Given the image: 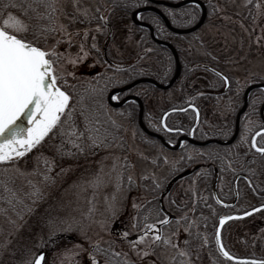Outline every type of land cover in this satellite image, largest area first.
Instances as JSON below:
<instances>
[{
    "label": "rangeland",
    "instance_id": "rangeland-1",
    "mask_svg": "<svg viewBox=\"0 0 264 264\" xmlns=\"http://www.w3.org/2000/svg\"><path fill=\"white\" fill-rule=\"evenodd\" d=\"M53 3V30L38 46L52 48L55 45L57 63L54 67L58 74L64 73L67 81L64 84L58 80V83L72 97L70 105H76L73 92L85 73L92 72L98 64L96 54L101 51L105 37L108 6L105 0H53ZM211 3L204 24L193 35L179 39L171 36L181 60L188 65L191 61L204 65L207 60H213L218 68L244 70L264 78V0H211ZM168 11L175 21L186 23L189 20H177L173 17L175 10L169 8ZM11 13L27 26L24 18ZM97 13L103 24L91 23ZM111 21L115 25L108 57L113 63L148 64L160 76L157 60L160 52L153 46H141L129 21H124L122 26L117 18ZM85 30L87 35H84ZM18 34L26 35L27 31ZM83 63H86L84 67ZM188 85L189 82L185 84ZM147 105L149 116L158 114L160 90L150 91ZM107 109L109 116L113 114L109 107ZM149 116L150 122L157 123ZM75 121L82 129L78 107ZM120 123L122 132L110 146L91 148L84 135L79 138L82 151L63 141L65 147L71 149L69 154L58 151L61 140L52 133L24 156L2 163L0 177L9 179L14 188V198L9 194L7 199L15 201L16 206L8 209L0 202V264H32L40 251H44L42 264H92V252L97 255L98 264H110L104 256L92 251L93 247L108 246L114 255L118 253L121 258L137 264H161L165 250V264H170L171 254L177 253L188 241L181 233L173 232V223L159 228L162 236L168 238L167 244L163 240L155 243L151 236L137 240L126 234L140 231L135 224L136 211L141 205H149L146 199L153 197L152 184L160 185L163 177L169 176L168 169L177 156L169 151L160 154L156 143L148 137L145 142L137 136L141 133L134 124L124 119ZM124 181L133 183V187L124 185ZM180 187H184L182 181L176 183L172 192L176 194ZM117 227H124L126 232L118 235Z\"/></svg>",
    "mask_w": 264,
    "mask_h": 264
},
{
    "label": "flooded vegetation",
    "instance_id": "flooded-vegetation-1",
    "mask_svg": "<svg viewBox=\"0 0 264 264\" xmlns=\"http://www.w3.org/2000/svg\"><path fill=\"white\" fill-rule=\"evenodd\" d=\"M105 1L108 11L104 22L105 37L101 51L96 54L98 64L92 72L85 73L86 76L77 86V95H90L95 89L94 95L103 101L106 109L109 107L113 111L110 116L108 114L110 124L122 127L120 121L124 119L140 128L139 118L144 125L148 122L149 88L139 83L147 82L122 87L135 79L149 76V65L136 61L116 65L108 57V46L115 25L111 20L117 18L121 26L124 21H129L131 28L136 31L134 36L139 44L147 47L146 37L139 30L144 27L133 21L132 13L151 3L142 0L132 8L130 0H122L118 6L109 0ZM201 1L205 6V16L198 28L204 24L209 9L205 1ZM188 4L193 3L175 7L160 4L157 7L171 25L187 28L197 22L201 13L197 4H194L197 8L189 7ZM169 8L175 10L173 17L177 20H189L186 23L175 21ZM149 12L160 19V39L170 42L179 55V49L171 40L172 34L179 39L189 33L194 34L198 28L183 34L174 33L157 13L150 10H141L136 18L140 22L149 23V18L155 19ZM97 14L91 23L103 24L99 13ZM111 14L113 16L109 18ZM164 47L160 45V83L169 80L174 73L173 66L167 79L162 81L169 67ZM92 51L94 52V47ZM170 56L173 61L172 53ZM180 62V71L172 84L158 88L160 113L157 132L160 137L153 142L160 147V154L169 151L173 156L176 154L177 158L168 169L169 176L160 181L157 195L146 199V202H150L149 205H141L136 211L135 224L140 227V231L126 236L137 239L142 235L145 225L153 222H157L158 229L173 223V232L181 233V237H187L188 241L177 253L171 254L170 264H255L257 261H264V208L260 207L264 205V157L249 148L251 135L264 125V78L252 76L244 70L218 68L213 60H207L208 63L204 65L191 61L187 70H182L184 62L181 59ZM85 64L83 63V67ZM137 70H140V74L134 76L133 74H138ZM225 76L228 77L227 81ZM188 82L189 85L185 86ZM113 95H117L119 99L113 100ZM170 109L182 110L169 111ZM166 112L168 115L165 117ZM162 120L167 128L162 125ZM246 128L250 130L246 131ZM137 136L145 142L148 140L146 134ZM261 139H264V134ZM163 158L165 157L160 158L162 163ZM181 181L184 187H180L176 194L173 193L176 183ZM123 183L129 188L133 187L131 182ZM164 215L169 216V221L158 223ZM221 216L228 217L219 228L221 243L236 259L225 257L216 243V229ZM115 231L121 235L125 229L117 227ZM231 238L235 241H231ZM92 251L106 259L113 256L110 254V246L93 247ZM163 252L161 264H165L167 258L164 256L166 251ZM92 254L91 259L95 258L97 261V255ZM123 260L125 264H137L129 259Z\"/></svg>",
    "mask_w": 264,
    "mask_h": 264
},
{
    "label": "snow or ice",
    "instance_id": "snow-or-ice-1",
    "mask_svg": "<svg viewBox=\"0 0 264 264\" xmlns=\"http://www.w3.org/2000/svg\"><path fill=\"white\" fill-rule=\"evenodd\" d=\"M192 2L195 4L196 0ZM44 6L49 11L52 10L49 4L45 3ZM29 7L33 5L29 4ZM46 27L47 31L53 30L50 26ZM26 31L25 22L11 12L0 23V162H11L13 158L24 156L52 133H55L61 140L58 151L69 154L71 149L66 148L63 141L67 140L69 144L82 151L79 138H82L85 133L93 144L101 143L102 138L96 127L100 124L98 117L102 115L96 107L98 102L93 99L91 105L86 104L85 95L82 93L78 97L77 105H70L72 97L58 83V80H62L64 84L67 81L64 80V73L58 74L54 67L57 63L55 59L57 52L53 50L55 45L52 48H44L38 46L35 37L29 38L18 34ZM34 31L36 36L47 34L39 29H34ZM87 34L85 30L84 35ZM224 79L227 81L228 77L225 76ZM95 91L93 89V94ZM112 99L117 100L119 97L113 95ZM77 106L84 121L83 129L76 125L75 109ZM100 107L102 108L103 105L101 104ZM169 111H175V109ZM167 115V112L164 113L165 117ZM161 123L165 128L168 127L163 120ZM57 129H59L58 132ZM262 134H264V125L251 135L249 148L264 157ZM241 139H244L243 135ZM260 207L264 208V205ZM243 215H248V213H243ZM227 219L228 217L221 216L220 223L223 224ZM168 221L169 216L164 215L158 223L163 224ZM146 236H151L155 243L161 240L166 244L169 243L168 238L162 236L160 229L157 228V222L145 225L142 235L138 236L137 240H143ZM216 243L222 254L229 257V252L221 243L219 228L216 229ZM43 255V253L35 255L34 264H41ZM231 258L236 259L235 256ZM92 264H97L95 258ZM255 264H264V261H257Z\"/></svg>",
    "mask_w": 264,
    "mask_h": 264
},
{
    "label": "trees",
    "instance_id": "trees-1",
    "mask_svg": "<svg viewBox=\"0 0 264 264\" xmlns=\"http://www.w3.org/2000/svg\"><path fill=\"white\" fill-rule=\"evenodd\" d=\"M111 2L114 3L115 6H118L121 4L122 0H109ZM131 2L129 3L130 6L136 7L138 6L142 0H130ZM205 4L207 6V8H209V6L212 4L211 0H204ZM45 3L49 4L51 6V11H49L48 8H46L44 5ZM29 4H32L33 7H29ZM189 7H193V8H197L194 4H188ZM7 12H13L19 16H21L22 18H24L27 21V34L26 36H28L29 38H33L35 37V42L37 44H41L44 43L45 41V35H40V36H36V33L34 31V29H39L41 32H46L47 34L51 33V31H47V27L46 26H50L52 27V23H51V19H53V13H54V3L53 0H0V20L1 18L5 15V13ZM198 13V12H197ZM150 15H153L155 17V19L153 18H149V23L152 25V27L154 28L156 34L158 35V37L160 38V29H159V21L160 19L158 17H156V15L152 12H149ZM139 30L141 32H143L144 37H146L147 40V45L148 46H153L156 50H158L160 52V45L156 44L155 42H153L148 34V31L145 28H139ZM167 31V30H166ZM168 33V32H167ZM167 33L165 34L166 36L164 37L165 39L167 38ZM170 35L172 33H169ZM174 34H172L173 36ZM193 35V33H189L186 36H190ZM179 36V35H177ZM178 49V48H177ZM179 51V50H178ZM164 52L166 54V56H170V52L169 50L164 47ZM180 55V53H179ZM160 57V56H159ZM169 67L168 69H166L167 73L166 76L162 79V81L166 80L167 77L169 76V74L172 72L173 70V61L171 56L169 57ZM158 63H159V67H160V59H158ZM189 68V65L187 63H182V70H187ZM138 74H133L134 76L139 75L140 74V70H137ZM156 72L154 70V68L152 66L148 67V71L147 74L150 76H153L155 78H157L160 81V76L156 75ZM158 77H156V76ZM133 76V77H134ZM146 85L149 88V93L152 90H156L157 88H155L153 85H151L150 83H139V85ZM75 95V103L77 105L78 103V95H77V89L73 92ZM85 103L88 105H91L92 100H96L98 103L96 105L97 109L102 113V115H100L98 117V119H100V124L97 125V130L101 136V143L99 144H93L91 142V140L88 138L87 133H85L86 137H87V142L91 145V148H95L96 147H107L110 144H112L121 134L122 132V127L119 124H110L109 122V116L107 113V109L106 106L103 104V101L100 100V98H98L97 95L94 94H90L89 93H85ZM103 105V107L101 108L100 105ZM78 107V106H77ZM159 113H160V109L158 110V114L157 115H150V120H155L157 123L153 124L152 122L149 121L146 123V127L152 131H158V117H159ZM78 116L81 118V126L82 129L84 128V121L82 119V117L80 116V109L78 107ZM138 132L141 134L145 133L140 130L139 128H137ZM109 136H111L110 138H108ZM152 142H156V139L153 137H150ZM3 162H0V166H2ZM143 181H145L146 179H142ZM2 182V183H1ZM150 182V181H149ZM152 191L151 193L153 194V197L159 192L160 190V185L157 184H152ZM14 188L12 187V185L10 184L9 179H5L4 180L0 177V202L8 209H12L16 206L15 201H11L9 199H7V197L9 196V194L13 193ZM14 198V196H12ZM17 201V200H16ZM111 255L115 256L114 253L111 251L110 253ZM110 255V256H111ZM113 256H111L110 259H107L108 262L110 264H125L123 258H121L120 256L116 255L114 258Z\"/></svg>",
    "mask_w": 264,
    "mask_h": 264
},
{
    "label": "water",
    "instance_id": "water-1",
    "mask_svg": "<svg viewBox=\"0 0 264 264\" xmlns=\"http://www.w3.org/2000/svg\"><path fill=\"white\" fill-rule=\"evenodd\" d=\"M148 1L151 2L152 4L139 7L136 10L133 11V13H132L133 21L135 23H137V24H139V25L144 26L145 28H147L148 31H149L150 38L154 42H156L159 45H164V46H166L167 48L170 49V51H171V53L173 55L174 65H175L174 73L171 76V78L168 81H166V82L160 83L155 78L150 77V76H146V77H142V78L135 79L131 83L125 85L122 88H125V87H128V86H132V85H134V84H136L138 82H141V81L151 83L152 85H154L155 87H158V88H160V87L161 88H164V87H167V86H169V85L172 84V82L175 80V78L177 77V75H178V73L180 71V61H179L178 54H177L176 49L174 48V46L170 42L158 38L157 35H156V33H155V31H154V29H153V27L149 23H147V22H140L136 18V15H137L138 12H140L141 10H151V11L157 13L163 19L165 25L172 32L179 33V34H183V33H186V32H190V31L195 30L196 28H198L200 26V24L203 22V19H204V16H205V6H204L203 2L201 0H196V3L195 4H197L200 7V9H201V13H200L199 19L197 20V22L194 25H192L190 27H187V28H178V27H175V26H173V25L170 24L168 18L164 14H162L160 12L159 8L156 5L157 4H163V5H166V6L175 7V6H180L182 4H185V3H190V2L193 3L192 0H178V1H170V0H148ZM114 90H116V89H114ZM137 101L139 102L138 99H137ZM175 110H182V109H175ZM139 124H140L141 129L144 130L146 133H148L151 136H154L156 138H159L160 137V135L158 133H156L154 131H151L148 128H146V126L141 122V119L140 118H139ZM220 225H221V223L219 221L218 228H220ZM39 253H43L44 254L43 251H40ZM230 257H232V256L230 255ZM43 258H44V255H43ZM43 258H42L41 264L43 263ZM241 260H243V259H241ZM32 264H34V259L32 261Z\"/></svg>",
    "mask_w": 264,
    "mask_h": 264
}]
</instances>
